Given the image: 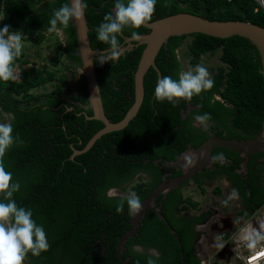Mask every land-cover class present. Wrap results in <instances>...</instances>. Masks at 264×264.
<instances>
[{"label": "trees", "instance_id": "1", "mask_svg": "<svg viewBox=\"0 0 264 264\" xmlns=\"http://www.w3.org/2000/svg\"><path fill=\"white\" fill-rule=\"evenodd\" d=\"M64 3L67 0H0V28L7 24L10 31H20L24 35L23 41L39 46L46 40L47 33H52L47 29L54 10ZM83 3L87 6L84 17L90 29L87 34L90 48L106 49L109 46L96 39V28L103 21V16L113 9L115 0H83ZM170 4V7H163V0H157L155 19L186 13L209 21L248 22L264 28V9L255 0H170ZM60 31L63 42L55 43V51L58 56H63V60L69 64L67 67L79 69V59L74 55L75 36L70 23L68 28ZM132 31L133 29L126 28L122 35L130 36ZM135 31L141 34L145 30L141 27ZM185 37L190 38L186 45V55L191 66L197 64L200 56L211 55L216 51L220 52L221 63L211 76L214 80L213 88L193 97L198 107L194 114L198 116L210 113L211 119L207 121L210 127L195 130L186 125L185 132H188L189 138L185 143L189 140L188 143L193 145L200 139L208 138L209 134L235 140L256 136L264 118V84L255 48L249 41L237 36L227 39L201 34L170 37L154 59V66L160 77L168 75L178 79L182 65L176 59L175 50L181 46ZM118 39L121 42L119 37ZM142 48H133L115 62L100 64L93 61L103 111L106 115L109 110H113L110 115L114 119L112 122L119 121L130 106L115 92V87H124L131 93L133 72ZM27 64L21 54L16 60L21 79L17 82H0V116L7 117L4 121L12 123L13 136L18 137L6 152L3 161L6 171L13 175V182L20 184V190L14 193L13 198L19 207L33 212V219L44 227L50 244L49 250L39 257L29 253L24 263L121 264L114 248L106 251L104 257H98L95 251L83 248L86 229L108 226L117 229L114 234L121 232L118 229L121 228V218L127 211L126 202L124 212L117 214L118 199L105 198L103 191L110 187L119 188L137 172L153 173L154 168L145 166L138 159L131 148V141L136 140L135 148L139 151H150L149 156L154 154L167 159H170L168 155L172 147L168 143L171 142L178 151L184 149V141L177 143V138L171 135L172 127L180 123L177 110H168L170 104L150 103L157 79L156 73L150 68L143 77V102L128 125L117 132L101 136L87 152L69 160L72 153L69 144L75 150H80L101 128L99 122H88L82 116L78 118L72 113H64L62 107L57 108L62 103V96L85 103L83 79L80 77L76 82L73 97L63 75L48 69L45 64L36 68H22ZM214 96L218 99H213ZM112 97H116L115 101ZM120 110L123 111L121 115L118 114ZM61 113L63 123L58 122V114ZM87 115H90V111ZM157 123L162 135L156 133L159 131L156 130ZM78 141H81V146L76 145ZM126 148H129L127 153ZM120 153L127 157L120 160ZM147 157L148 155L144 156ZM263 158L264 152L248 157V169L258 181L252 185V182L247 181L244 187L246 192L242 187L238 189L244 207V211L240 212L243 219L264 203ZM157 182L158 179L151 183L150 188L144 189L137 185L131 191H135L140 200H143ZM233 183L238 185L236 177ZM196 186L203 192L200 181H196ZM256 189L257 193L254 192ZM213 193L219 195V188L214 187ZM0 202L6 201L0 197ZM166 204L160 213L173 229L177 226L174 225L171 212L178 205L184 204L192 209L196 207V203L188 198L181 199L177 189L167 194ZM207 216L208 214H202L197 218L192 217L187 227L200 223ZM145 223L148 227H164L153 214H149ZM65 236H70V239H64ZM228 236L229 233L221 235V240L225 241ZM179 241L181 247L173 241L170 252L179 258V251H182L186 264H199L193 253L189 252V247H186L184 238ZM126 255L130 253L121 256L123 258ZM129 257V262L139 264L137 255Z\"/></svg>", "mask_w": 264, "mask_h": 264}, {"label": "clouds", "instance_id": "2", "mask_svg": "<svg viewBox=\"0 0 264 264\" xmlns=\"http://www.w3.org/2000/svg\"><path fill=\"white\" fill-rule=\"evenodd\" d=\"M157 0H115L112 11L103 16V21L96 28V39L108 45L100 52V64L118 61L124 53L119 36H122L126 28L133 29L130 40H140L141 36L135 31L147 26L152 20L156 11ZM163 7H170V0H163ZM87 6L83 0H69L54 10L49 20V32H57L66 29L70 22L83 20L84 9ZM59 25V28H58ZM23 34L20 31H10V26L5 24L0 28V82H17L21 79V73L16 66V60L21 56L24 47ZM177 60L180 59L177 50ZM214 86V80L209 70L202 64L188 70H181L178 79L172 76L162 75L156 83L154 100L175 107L181 101L191 102L193 97L200 96L202 92L208 91ZM211 119L210 113L198 115L195 120L201 125ZM18 140L13 136V125L11 122H0V264H24L27 256L31 253L39 257L41 253L47 252L50 248L47 234L42 225H38L33 219V212L24 207H19L13 198L14 193L20 190L19 182H13V175L6 171L4 157L6 152ZM23 143V141H19ZM184 159L190 164L192 157ZM227 158L223 153L212 157V161L223 165ZM228 186V181H224ZM109 198L118 199L116 213L121 214L127 204V214L137 216L142 211V203L135 191L127 194H118L116 189H109ZM239 199V191L232 188L228 200ZM228 200L223 201L224 204ZM264 239L259 233L255 239L249 242V247ZM159 253L151 250L147 258V264H158Z\"/></svg>", "mask_w": 264, "mask_h": 264}, {"label": "flooded vegetation", "instance_id": "3", "mask_svg": "<svg viewBox=\"0 0 264 264\" xmlns=\"http://www.w3.org/2000/svg\"><path fill=\"white\" fill-rule=\"evenodd\" d=\"M155 17H156V15L154 13V16L152 19L155 20ZM153 20H151V21H153ZM144 30L145 31L141 34H144L147 32L146 29H144ZM59 32L61 33V37H62L61 40L63 42L62 32L61 31H59ZM126 37H130V36H126ZM62 42H59V43L62 44ZM120 43H121V45H123L122 40ZM137 47H139V46H137ZM137 47L132 46V48L129 51H124V53H129L133 50V48L135 49ZM103 50H105V49H103ZM103 50H98V51H103ZM176 50H175V55H176ZM124 53L122 56H124ZM157 54H156V56H157ZM60 57H61V59H63V56H60ZM176 57H177V55H176ZM94 60L100 63L99 56L96 57V59H94ZM177 61H179V60H177ZM113 62H115V61H113ZM66 64L69 65L68 63H66ZM32 65H33V63H32ZM70 69L72 72L70 75L71 80L69 81L67 79V81H68L67 86L71 90V93H70L71 96L74 97L75 96L74 86H75L76 82H78L81 75H80V68L79 69H76V68L73 69L70 67ZM159 76H160V74H159ZM115 92L118 93L120 98L124 99L126 101V103H129L131 105V103L133 101V87H132L131 93H130V91L125 90L124 87H122L121 89L120 88L118 89L117 87H115ZM143 95H144V93H143ZM61 99H62V103L57 108L62 107L64 109L63 110L64 113H67V114L72 113L75 117H78V118L80 116H82V118L84 120H87L88 122L89 121H95V120L88 119V117H91V112H90V115H87V112L90 111L88 101H87V96L85 98V103H81L79 100H77L75 98L70 100V99L66 98L65 96H62ZM114 99H116V97H112V100H114ZM213 99H218V97L214 96ZM194 101H195V99H193L191 102L181 101L175 107H173L172 105H169L167 103V101L161 103L162 105H166V104L169 105L168 110H170V111L171 110H174V111L177 110L180 123L178 125L172 127L173 133L171 134L174 138H177V143L180 141H184V143H185V140H187L189 138L188 132H185L186 125H189L192 129H195V130L202 129L204 127H207V128L210 127V124L208 122H206V126H204L195 120V117L197 115H196V113L194 114V112L198 111V107L195 105ZM142 102H143V97H142ZM154 102L160 103V102H156L154 100V92H153L152 96H151L150 103L153 104ZM102 110H103V107H102ZM112 112H113V110H109L107 112V114L105 115V113L103 111V115H104L106 120H108L111 123H115V122H112V120H114V119L112 116H110L112 114ZM118 114L119 115L123 114V111L120 110L118 112ZM58 116H59L58 122L63 123L64 118H63L62 113L58 114ZM66 119H68V118L66 117ZM96 122H99V121H96ZM66 125H67V123H66ZM133 125L135 126V122ZM63 126H65V124ZM75 126L79 127V124L75 123ZM157 127L158 128H156V130L159 129V131L156 132L157 135H162L163 132L160 129V125L158 123H157ZM101 128H102V124H101ZM111 133L112 132L104 134V135H108ZM104 135H102V136H104ZM210 138H221V137H216L214 134H209L208 138L200 139L199 141H197L193 145L191 143H188L189 142V140H188V142L185 143L186 146L184 147V149H182L180 151L174 149L173 148L174 145L171 144V142L170 143L166 142V143H168V145H172V147H170V151H169L170 153L168 155L170 159L162 158V157H159L157 155L154 156V154L152 156H149L151 154L150 151H147V152L139 151V149L135 148V147H137V146H135L136 140L131 141V144H130L131 148L135 151V154H137L138 159H141L142 164H144L145 166H148L152 169L154 168L153 173H145L144 171L137 172L136 174H134L131 177V179L129 181H126L122 185H120L119 188L110 187V188L106 189L105 191H103L104 197L109 198L107 196V192L109 189H113V188L116 189L118 194H127L128 192L131 191L132 188H134L137 185H141V187L143 189L146 187L150 188L151 183L153 181L155 182L156 179H158V182H157V184H158L163 179H172V178L179 177L183 173V171L188 169L196 161V157L191 156V154H189L188 152L190 150L196 149L201 143H203L204 141H206ZM169 139L170 138H168L167 140H169ZM222 139H226V138H222ZM76 145L81 146V141L76 142ZM69 148L73 149L74 151H80L82 149L81 148L80 150H75L74 148H72L71 144H69ZM128 149L129 148H126L125 153L128 152ZM130 153H132V152H130ZM220 153H223L224 156L227 158L226 162L223 165H221L219 162L214 163L212 161V157L217 155V154H220ZM147 155H148V157L144 158V156H147ZM251 155H253V154H251ZM251 155L247 156L246 161L244 162V166L242 167L241 159H240V157H238V155L236 153L231 152V151L226 150V149L213 148L210 152V157L208 160L207 167L201 168L199 172L192 175L184 183L178 185L177 187H175L171 191L177 189L179 191V194L181 195V199H186L187 197L183 195L184 188L187 187L188 185L192 184L195 188H197L199 190V188L196 186V181H200L202 188H203V186H208V185H212L215 183H221L223 185L225 193L228 196H229L230 190L232 188H235L238 190L239 188L242 187L246 192L247 189L244 187H245V184L247 183V181L252 182L251 185L253 183L255 184L258 181L256 179L255 175L253 173L251 174V172L248 169V167H249L247 165L248 157ZM118 156H119L120 160L122 158L124 159L127 157V156H123V154H121V153L118 154ZM186 156L192 157V163L189 164L184 159V157H186ZM131 164H132V162H131ZM235 177H236L237 183L239 182L238 185H235L233 183L235 180ZM225 180H227L229 182L228 186L225 185V183H224ZM156 185L154 186V188L156 187ZM171 191H169L168 193H170ZM254 192L257 193V189ZM167 194L158 196L154 200L152 209H147L143 218H141V220L139 221L138 226L136 227L135 231L122 244L121 255L122 254L123 255L128 254V253H130V255H137L138 256L137 261L139 262V264H147V258L151 254V250H155L156 252L159 253L158 264H186V262L183 259L182 251H179V258L176 257L175 254L170 252L172 249V242L174 241L176 243V245L178 246L176 238H177L179 244H180L179 239L184 238V242H185L186 247L187 246L189 247V248L187 247L189 249V252L193 253L194 259L198 260L199 264H202L201 260L198 257V254H197V243H198L199 237H200L199 231L207 223L209 218H211L212 216H218L219 211L216 209H206V210H200L197 213H189L188 211H186V209H190V210H193V209L191 207L184 205V204H180V205H178V207L175 210H173V212H171V218L174 222V225H176L178 229L177 228H174V229L171 228L170 223L164 217V219L167 222V224L169 225L170 229L174 232L172 234L169 232V229L165 226V224L158 220L156 214L153 212V210H156V209L161 210L162 207L164 208L167 205L166 204ZM236 200L239 204L237 207V210L229 216L228 220H222L220 223L221 226L219 228H217L216 226H213L212 227L213 229L224 231L227 228H231L233 226L234 222L237 221V218L239 216H241L240 212L244 211V207L241 204L240 198L236 199ZM126 206H127V204H126ZM196 207H197V204H196ZM149 214L155 215L157 218V221L161 222L164 227H160L158 225H157V227H148L147 223H145V220H146V218H148ZM202 214H208V216L203 221H201L200 223L197 222V223L192 224L190 227H187V225L190 223V219L192 217L197 218ZM120 226H121V228L118 229V231L120 230L121 232L118 234H114V232L117 231V229L112 228V227H108V226L105 228H95L93 230L86 229L87 233L85 234V236L83 238V240H84V247L83 248H85L87 251H95L96 255L98 257H102V256L104 257L106 255L105 252L112 250L113 248H114L115 253H116V245H117L118 237L120 235H122L123 233H125L130 228L129 215L127 214V211L124 212V217L121 218ZM64 239L69 240L70 236H65ZM192 239H193V241L191 242ZM178 247L180 248L181 244ZM130 255H126L123 258L126 259L127 264H135L134 262L128 261L130 258L129 257ZM170 257H171V260H170Z\"/></svg>", "mask_w": 264, "mask_h": 264}, {"label": "water", "instance_id": "4", "mask_svg": "<svg viewBox=\"0 0 264 264\" xmlns=\"http://www.w3.org/2000/svg\"><path fill=\"white\" fill-rule=\"evenodd\" d=\"M67 2H69V0H67ZM110 11H112V9H110ZM70 25L75 36L74 55L79 59L80 75L84 82L87 101L91 112V117H88V119L99 121L102 124V128L91 136L80 151H74L71 149L72 153L69 156V160H72L76 155L88 151L92 144L99 139L100 136L123 129L136 115L143 97L144 74L149 68H152L156 73L157 83L160 76L158 70L154 66V58L162 45H165L170 37L201 34L217 39H227L232 36L244 38L251 43L257 52L260 64V74L264 84V28L248 22L209 21L207 19L186 13L169 15L155 19L149 22L147 26H143L142 28L146 29L147 32L139 34L141 36L140 40H130V37H126L124 35L119 36L122 40V44L124 45V51H129L132 46H143V48L139 54L136 68L133 72V101L123 114L122 118L115 123H111L106 120L103 115L93 63L94 59H96V57L99 56L98 54L102 51L91 49L89 46L90 38L87 34L90 32V29L87 27L84 13L82 21H73L70 22ZM213 148L226 149L236 153L238 157L241 158V165L243 167L248 155L260 154L264 152V118L262 120L259 133L251 139L234 140L210 138L201 143L196 149L188 152L191 156L196 157V161L193 165L183 171L179 177L161 180L151 193L141 201L142 211L135 217L129 216L130 228L117 239L116 257L121 264H127L126 259H123L121 256L122 244L135 231L139 221L143 218L147 209H152L154 200L158 196L165 195L178 185L184 183L192 175L199 172L201 168L207 167L210 152ZM153 212L156 214L158 220L163 222L169 229V232L173 234L174 232L170 229L164 217L161 215L160 210L156 209L153 210ZM176 241L179 246L180 244L177 238Z\"/></svg>", "mask_w": 264, "mask_h": 264}, {"label": "rangeland", "instance_id": "5", "mask_svg": "<svg viewBox=\"0 0 264 264\" xmlns=\"http://www.w3.org/2000/svg\"><path fill=\"white\" fill-rule=\"evenodd\" d=\"M24 38V36H23ZM61 33L59 31L47 33L46 40L39 46H35L30 42L23 41L24 47L22 55L28 62L27 65H23L22 68L28 69L31 66L38 67L44 64L48 69L54 70L58 75H63L69 81L71 80V69L67 67L66 62L58 56L55 51V43L62 42ZM190 38L185 37L181 46L177 49L179 53V62L182 65V70H188L189 67L194 68L196 65H204L210 72L211 76L214 70L221 66L219 62V51L208 55H202L199 57L195 66H191L188 56L186 55V45L189 43ZM176 50V55H177ZM35 61V62H34ZM33 63V65H32ZM41 91V90H40ZM6 116H0V122H5ZM206 126V124H204ZM264 161V158L262 159ZM218 187L220 190L219 195L213 193V188ZM203 192H200L192 184L188 185L183 190V195L189 198L190 201L195 202L197 207L193 210L186 209L189 213H197L200 210L216 209L219 211L218 216H212L208 219L207 223L199 231L200 237L197 243V254L202 264H226L229 261V250L222 247L223 241L221 235L228 234L235 230L242 222L243 217L239 216L237 221L234 222L231 228H227L224 231L215 230L212 227L219 228L222 220H228L229 216L233 214L238 207L237 200H228V195L225 193L223 185L221 183H215L208 186H203ZM228 200L227 204L223 201Z\"/></svg>", "mask_w": 264, "mask_h": 264}, {"label": "built area", "instance_id": "6", "mask_svg": "<svg viewBox=\"0 0 264 264\" xmlns=\"http://www.w3.org/2000/svg\"><path fill=\"white\" fill-rule=\"evenodd\" d=\"M255 1L264 9V0ZM257 233L264 237V203L245 217L223 241L222 247L229 250V261L226 264H264V239H260L255 247L248 246Z\"/></svg>", "mask_w": 264, "mask_h": 264}]
</instances>
